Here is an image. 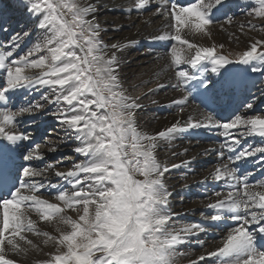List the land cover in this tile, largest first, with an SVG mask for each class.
I'll return each mask as SVG.
<instances>
[{"label":"snow or ice","instance_id":"6c2138e0","mask_svg":"<svg viewBox=\"0 0 264 264\" xmlns=\"http://www.w3.org/2000/svg\"><path fill=\"white\" fill-rule=\"evenodd\" d=\"M227 3L132 0L129 14L154 9L153 16L162 18L164 30L149 39L175 42L167 57L169 66L188 65L192 70L175 71L178 82L172 87L183 96L168 106L184 113L191 101H198L186 119L178 118L150 134L137 122L141 97L129 94L120 75L123 50L137 42H104L102 33L107 29L99 20L103 0H17L18 10L33 27L13 30L9 41L0 44V76L6 82L0 90V264H25L30 253L43 250L41 244L54 253L36 264H176L177 256L191 255L181 250L192 246L204 250L189 264H264V244L258 242L264 241V179L255 181L254 173L241 171L247 158L259 154L253 163L260 164L264 174V146L241 147L247 137L264 139V116L234 114L218 123L211 114L241 86L229 65L250 68L252 73L264 71V39L230 59L217 46H200L187 38L210 35L213 9L220 11ZM259 4L250 16L264 17V0ZM7 22L0 10V31H9ZM226 22L231 23L232 17L226 16ZM248 26L256 28L251 21ZM37 32L35 42L14 57ZM165 87L159 83L149 92ZM19 90L28 95L40 92V99L11 110L8 93ZM45 105L55 109L51 115L65 137L76 142L72 151L83 158L67 172L53 163L34 166L32 161L43 159L40 145L33 148L31 135L17 129V117L47 114ZM244 107L252 109L253 104ZM201 129H215L222 137L218 148L205 150V155L214 152L218 163L201 183L211 179L222 188L214 190L211 195L216 199L205 205L212 214L201 213L208 225H180L177 221L186 214L172 210L174 193L167 174L189 168L192 161L169 165L158 159L157 151L162 145L171 149L174 140ZM25 147L27 153L21 151ZM49 172L57 182L48 179ZM227 220L238 222L237 226L229 228L222 246L208 251L200 235ZM44 226L53 231L42 230ZM33 237L43 239L37 242Z\"/></svg>","mask_w":264,"mask_h":264},{"label":"bare ground","instance_id":"6f19581e","mask_svg":"<svg viewBox=\"0 0 264 264\" xmlns=\"http://www.w3.org/2000/svg\"><path fill=\"white\" fill-rule=\"evenodd\" d=\"M186 2H187V0H179V3L182 5H185ZM103 3L105 5V8H104V10H102V12L103 11L111 12L114 10H122L123 9L122 10L123 12L128 13V8H129L130 4L132 3V0H103ZM232 5H234V4H232ZM131 12H137V11H131ZM153 12H154V9H152V11H150L146 15H142L141 18H138L139 20H137L136 26L132 31H130L128 33H125V32L117 33V39L116 40L109 42V41L103 39L104 42L107 44L116 43V42H120L121 44H127L128 41H136L137 42L131 46L126 47L123 50V52L121 54V62H122L121 63V70L122 69H126V70L122 72L123 74L120 73V75H121L124 87L126 86L125 85L126 82H129L130 79H132L131 81L135 82V84L137 83L132 89L128 90L129 94H131L133 96H140L141 97L140 103L143 105V107L140 110H138L137 120L140 119L139 115H143V114L145 116L149 115V116H147L149 118L150 117H160L159 114L161 111H167L166 117H164V115H163V118H158V123L155 125L153 124V126L151 125L152 124L151 123L150 124L151 127L147 126V127H149L148 129L144 128L143 125L145 123L143 125H142V123L141 124L138 123V125L142 131L150 133V134H154V133H157L161 130L166 129L172 123H174L178 118L179 119H186L187 115L189 113L193 112L196 104L198 103V101H191V103L188 105V107L186 108L184 113H180L179 108L174 106V105L171 107L168 106L172 100L180 99L183 96V93L180 90L172 87V85H174L178 82L177 78L175 76V71L177 69H179L181 66L179 68L170 67L169 66L170 60L167 58V56L161 50V47H163V45H165L164 47H168L169 44H172V42H168V41L153 42L149 39V37L151 35L158 34L160 31L164 30L162 18L153 16ZM226 14H227V12L225 11V8H223L220 11H216L215 9H213L212 18L218 19L220 17L226 16ZM99 20L101 22L102 27L107 29L106 26H104V24L106 21H111V20L107 19V20L103 21L104 22L103 24H102V19L99 18ZM146 21H150V22L145 23ZM134 22H135V20L133 18H130V16H128L126 18V20L121 19V20L117 21L115 26H112L111 28L112 29L113 28L118 29L122 25L123 26H129L131 23H134ZM209 31H210V35H208V36L195 35V36H189L187 38L190 39L191 42L197 43L200 46H205V47L214 46L215 42L219 41V39H220L219 35L217 36V34H220V33H216L217 30L215 31V27L213 25L210 26ZM142 33H144V34H142ZM108 38H110V37H108ZM157 46H159L160 48L157 49ZM141 48L143 49V51H141ZM4 50H6V48H4ZM131 51H133L132 54H131ZM139 52H142L143 57H144V59L143 58L140 59L142 61V63L146 62L147 64H150V66L148 69L142 68L141 70L143 72L148 71L147 74L144 76H140L142 73L141 72L139 75L135 76V77H137V78H135L136 79L135 80L134 78H131V76L127 75V74L131 73V70L127 71L126 63L131 61V64H135L136 63L135 59H138V57H139L138 53ZM129 54H130V56L127 57ZM157 56H159L161 58L158 59ZM229 68L234 69L235 73L238 75V77L241 80V86L238 89H236L234 92L229 94V96L232 95L231 99L235 100V104L230 103V104H226L224 106H220V104L223 103L224 100L228 99L226 97L223 100H221L220 103L217 106H215L216 109L214 108V110L211 112L214 119L218 123L223 121L225 118H227V116H229L230 114H232L238 110H240L242 113L249 114L254 109L253 108L248 109V108L244 107V105L248 102H251L250 95L252 93H254L255 95L257 93L258 94L261 93V90L257 91V89L254 88L255 78L260 74V72L259 73H252L250 71V68H247V67H244L241 65L232 66ZM126 71H127V73H126ZM191 71L192 70L190 68L189 72L191 73ZM208 75L211 76L212 74L210 73ZM0 80H2V76H0ZM159 83H164L166 85V87L164 89H160L159 91L155 92L154 94L150 93L149 89H155L157 87V84H159ZM22 91L23 90L9 92L8 93L9 97L13 98V100H11L9 102V104L15 103L17 101V98L20 97L19 94ZM148 97H153L154 100L158 101L159 103L158 104H151L150 107H146V105L148 106V104H149V103H147V100L149 99ZM256 106L258 107L259 104H257ZM218 107L222 108L221 112L218 110ZM253 107H255V106H253ZM195 114L198 115V111ZM52 121H54V120L42 121L39 123V127L43 131L47 127L48 123L52 122ZM150 121H152V119ZM146 124H148V123H146ZM200 139L207 140L208 142H203ZM221 140H222V137H220L217 134V130H215V129H213V130L201 129V130H199V132L196 135L184 134V135L180 136L179 138H177L176 140L173 141L174 147L171 149H169L167 147V145H162L160 147L162 149L164 148V152L163 153L157 152L158 159L165 161L169 165H171L173 163L179 164L183 160L192 161L189 168L185 169V168L181 167L178 169H173L171 171V173L167 174L168 187H170L169 186L170 183H168V182L174 181L173 182L174 184H172L171 189H170L172 192L175 190L174 188H176L177 191L180 192L185 188V185H187V186L190 185V186H192L191 187L192 189L197 188L199 195L202 194V195L206 196L208 198V203L214 202V200L216 198L214 196H212L211 193L214 190H221L222 184H217L214 181H212L211 179H208L207 182H205V183H201L202 181H205L206 177H209V173H210V171L214 170V167L210 168L208 175L201 178V179L195 177L198 180L194 179L195 181H193V182L184 181L182 183H179L177 181H179L178 180L179 177H182V175L184 173L190 174L191 172L199 171L201 169V166L204 165L203 164L204 162L209 161V162H214L217 164L218 158H217L216 154L214 152H210L209 154L205 155V150L211 149L213 147L218 148ZM2 142L3 141H0V143H2ZM252 142H251V138L247 137L246 139L242 140L241 147H243L245 144L251 145V144H253ZM24 143L27 144L28 142H24ZM185 148H187L188 150L192 149L195 152L197 150L198 153H196L194 156H192V154H189V155L187 154L188 156H185V157L179 156L180 158H176V161H174V158L172 159L173 156L170 154L171 153L170 151L176 152V153H181L183 151V149H185ZM27 150H28L27 147L21 149V151L24 153H27ZM38 152L42 155L43 159L42 160H34L35 161L34 164L41 165V167H42V165L47 164V163H53V164L55 163L54 155H52L51 152L45 151L43 149H40V151H38ZM191 152H189V153H191ZM227 154L228 153L226 152V155ZM78 158H80V157H76V159H78ZM257 159H258V157H249V158H247V162H244L241 166L242 172L247 170L248 172H252L255 174V176H254L255 181H259L262 179L261 178L262 170H261L260 164L253 163V161H256ZM19 162L20 163H26V162H21V161H19ZM59 171H61V170H59ZM204 171H206V169ZM61 172H64V171H61ZM203 174L204 173H202V175ZM53 175H54V173H53ZM184 177L186 178L185 175H184ZM250 182H253L252 178H250ZM54 191L55 190H52L53 193H54ZM47 198H49V196ZM52 202H57V201H52ZM190 207H192V206H190ZM176 208H177V205L173 204L172 210L174 212H177L175 210ZM203 212L205 215L212 214V210H209L206 207L204 208ZM177 213H180V212H177ZM190 214L191 213L189 212V215ZM183 216L184 215H182L181 217L184 218ZM193 222H199V223H202L205 225H208L210 223L209 221H206L205 219H202V218H199V219L197 218ZM187 223H191V222H185V223L180 224V225H184ZM237 223L238 222H233L231 220L224 221L220 224L219 227L212 228L206 234H201L200 238L204 241L205 240L207 241L213 235L217 234V232H220L221 229L227 228L229 230V228L237 226ZM224 237L225 236H221L219 238L220 243L222 242ZM33 239L38 241L37 238L33 237ZM211 241H212V239H210L207 242H210L209 244H211ZM215 242H217V241H215ZM258 242L260 244H264V241H258ZM217 245L222 246V243L217 244ZM220 246H218V247H220ZM214 247H216V246H214ZM214 247L212 246L210 248L211 251L216 249ZM261 250H264V248H262ZM186 251H188V250H186ZM46 254H47V252H46ZM200 254H201V252L199 251V252L191 253L190 256L184 255L183 258H181V260H183V262L182 261L181 262H182V264H189L190 259H195ZM48 258H49V256L45 255V253L43 254L41 251H34V252L30 253L28 259L25 261V264H29V263H31V264L35 263L36 264V261H39L42 259H48ZM179 259L180 258H178V260ZM201 264H203V262H201Z\"/></svg>","mask_w":264,"mask_h":264},{"label":"rangeland","instance_id":"374dc122","mask_svg":"<svg viewBox=\"0 0 264 264\" xmlns=\"http://www.w3.org/2000/svg\"><path fill=\"white\" fill-rule=\"evenodd\" d=\"M193 2H195V0H189L186 4L193 3ZM205 2H208V0H205ZM232 4H234V5H232ZM259 7H260L259 0H228L227 6L225 7V10L227 11L226 16H231L232 22L227 23L226 22V16H224V17H221L220 19H213L215 21V23L212 24L215 27V31L217 30L216 33H220V34H217V36L219 35V38H220L219 41H216L214 44V46H217L218 52H221L225 55H229L230 59H236L240 54L243 53V51L250 49L251 43H254L256 40L264 39V17H255L254 15H252V16L249 15V13H254L255 10L258 9ZM0 10H2L3 13L5 14V17L8 21L5 26L8 27V29H9V31L7 33L0 31V44H4L5 42L9 41L11 35L13 34V30H15L16 32H20L22 30H31L32 29L33 25L30 23H27L25 14H22V11L18 10L17 0H0ZM150 11H152V10L144 11L143 13L131 12L130 14H129V12L125 13L122 10H114L111 12H107V11L101 12V14L99 15V18L102 19V24L104 23L103 21H105L107 19L111 20V21H106L104 24V26H106V28H107V31L102 33L103 39L107 40L109 42H112V41L117 39V33H120V32L128 33L130 31H132L136 26L137 20H139L138 18H141L142 15H146ZM128 16H130V18H133L135 20V22L131 23L129 26H123L122 25L121 27L118 28L119 29L118 31H114L111 28L112 26H115L117 21H119L121 19L126 20V18ZM249 21H251L253 24L256 25L255 30H251L249 28V26H248ZM142 34H144V33H142ZM39 35H40V33L37 32L34 34V36L32 37L31 40L26 39L24 44L21 46V48L14 52V57H18L28 47H30L31 44L33 42H35L36 38ZM108 37H110V38H108ZM173 43H175V42H172V44ZM219 45H223L224 47L221 49V48H219ZM170 47H171V44H169L168 47H163V48L161 47L163 53L167 57H168V54L170 51ZM5 48H6V50H8L7 47H5ZM159 48L160 47L157 46V49H159ZM261 50H264V48H262ZM141 51H143L142 48H141ZM132 53H133V51H131V54ZM129 56H130V54L127 57H129ZM138 56H139L138 59H135V62H136L135 64H131V61L126 63L127 71L131 70V73L127 74V75L131 76V78H134V79L137 78L135 76L139 75L141 72L142 73L140 76L146 75L148 71L143 72L141 69L142 68L148 69L150 66V64H147L146 62L142 63V61L140 60L141 58L144 59L142 52H139ZM180 66H179L180 68L177 70L189 71V69H190V66H188V65H180ZM232 66H237V65H229L228 67H232ZM125 70L126 69H122L121 74H123L122 72ZM127 71H126V73H127ZM208 74H210V73H208ZM213 78H215V77H213ZM131 80L132 79H130V81H129L130 83L126 82V84H125L127 86V87L125 86V88L126 89L128 88L127 90L132 89L137 84V83L135 84V82H132ZM4 87H6V82L2 77V80H0V90H3ZM254 88H256L257 91L261 90L260 94L257 93L255 95L254 93H252L250 95L251 103L253 104V106H255V107H253L254 110H252L249 114L242 113L240 110H238L235 113L230 114L224 120L232 118V116L234 114H241L244 116L246 115V117L252 116V115L264 116V71L260 72L258 77L255 78ZM40 95H41L40 92H35L32 95H28L26 92L22 91V92H20V94H19L20 97L17 98V101L13 104L12 103L9 104V107L11 110H17L19 106H26L27 104L32 103L33 101H39ZM148 98L149 99L147 100V103H149V104H148V106L146 105V107H150L151 104H153L152 101L154 100L153 97H148ZM11 100H13V98H10V101ZM229 101L224 102V104L229 103ZM233 102H234V100L232 101V103ZM257 104H259L258 107L256 106ZM45 109L47 110V114L38 113L35 116H30L28 114H25L21 117H17V129L20 131L27 132L28 134L31 135L32 140L34 141L33 148H35V146L38 144V145H40L38 151H40V149H43L45 151L51 152L52 155H54V161H55L54 164H56V166L58 167L59 170L67 172L72 167L73 162L77 161L78 159H83V158L80 157V158L76 159L77 155L72 151V149L76 146V142L65 137V134L62 131L60 125L57 124L56 118L51 115V112L55 111V109L51 108L48 105H45ZM220 111H222V110L220 109ZM166 112L167 111H161L159 114L160 117H150L149 118V117H147L149 115H146V116L144 114L139 115L140 119H138L137 121L139 124L142 123V125L145 123L143 126H144V128L148 129L149 127H147V126L151 127V125L153 126V124L155 125L158 123V118H163V115H164V117H166V115H167ZM151 119H152V121H150ZM45 120H54V121L49 122L47 127L45 128V130L42 131L41 128L39 127V123L42 121H45ZM32 121H35V123H33ZM146 123H148L149 125ZM200 140H202L203 142H208L207 140H203V139H200ZM251 142L253 143V144H251L252 147L264 146V139H262L258 136L251 137ZM52 149H54V150H52ZM188 151L189 152L192 151V152L189 153ZM188 151H187V153H185L183 155H177L176 157H172V159L174 158V161H176V158H180L181 156L185 157V156H188L189 154H192V156H194L196 153H198L197 150H196V152L192 149L188 150ZM157 152L163 153L164 148L163 149L159 148V150ZM170 152H172V151H170ZM258 156H259V154H258ZM21 162H23V161H21ZM32 163L34 164L35 161H32ZM203 164L204 165L201 166V169L199 171L191 172L190 174L184 173L182 175V177H179V179H178L179 181H177V182H179V183H182L184 181L193 182V181H195L194 179H196V178L201 179V178L207 176L210 168H212L216 165V163L209 162V161L204 162ZM44 165H42V167ZM34 166L41 167V165H38V164L37 165L34 164ZM205 169H206V171H204ZM202 173H204V174L202 175ZM184 175L186 176V178L184 177ZM261 178L264 179V174H262ZM48 179L54 183L57 182V180H58V178L55 177L52 172L48 173ZM196 180H198V179H196ZM173 182L174 181L168 182L171 184V185L169 184V186H170L169 189H171L172 184H174ZM191 187L192 186L189 185V186L185 187L180 192H178L177 189L174 188L175 192L173 191L174 195L171 198L172 206H173V204H176L177 208L175 210L177 212L186 214L183 216L184 218L181 217L177 221L178 224H183L185 222H193L197 218L198 219L199 218L204 219L202 217L201 213L203 212L205 205L208 203V198L202 194L199 195L197 188L192 189ZM49 198L52 201H55L54 199H52L51 195H49ZM190 206H192V207H190ZM189 212L191 213L190 215H189ZM68 214L72 215L73 218H75L74 213L69 212ZM42 230L53 231L49 226H44V228H42ZM227 230H228L227 228L221 229L220 232H217V234H215L211 238H209L207 241L212 239L211 244H209L210 242H207L205 240V247L207 248V250L211 251L210 248L212 246L213 247L216 246L214 248H217L218 246H220V245H217V244H221L219 242L220 241L219 238L221 236H225L227 233L226 232ZM37 239H38L37 242H41L43 237L37 238ZM215 241H217V242H215ZM41 247L43 249L41 252L43 254L45 253V255L49 256L50 254L54 253V249H52L48 246H43L41 244ZM186 250H188V251H186ZM203 250L204 249L192 246V247H188L187 249L185 248L181 251H182V253L183 252L194 253V252H199V251L202 252ZM46 252H47V254H46ZM181 255L177 256L176 264H182L183 260H181V258H183L184 255L183 254H181ZM178 258H180V259L178 260ZM29 264H31V263H29ZM32 264H35V263H32Z\"/></svg>","mask_w":264,"mask_h":264}]
</instances>
